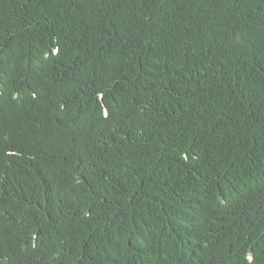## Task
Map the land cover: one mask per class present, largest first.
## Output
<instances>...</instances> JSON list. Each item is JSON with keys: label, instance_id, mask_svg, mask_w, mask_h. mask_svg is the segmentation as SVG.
<instances>
[{"label": "trees", "instance_id": "obj_1", "mask_svg": "<svg viewBox=\"0 0 264 264\" xmlns=\"http://www.w3.org/2000/svg\"><path fill=\"white\" fill-rule=\"evenodd\" d=\"M0 264H264V0H0Z\"/></svg>", "mask_w": 264, "mask_h": 264}]
</instances>
